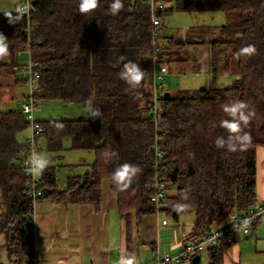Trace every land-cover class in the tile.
I'll return each instance as SVG.
<instances>
[{
  "label": "trees",
  "instance_id": "1",
  "mask_svg": "<svg viewBox=\"0 0 264 264\" xmlns=\"http://www.w3.org/2000/svg\"><path fill=\"white\" fill-rule=\"evenodd\" d=\"M150 1L122 0L115 16L107 11L112 0H98L92 13L80 12V0H30L29 15L0 14V34L8 43V54L0 56V90L22 83L14 67L17 54L30 48L42 75L39 100L80 105L92 115L100 109L92 120L42 122L44 131L36 143L49 163L40 174L45 192L40 200L99 209L101 184L108 180L122 217L151 215L156 213L154 179L160 176L170 185L161 212L177 220L194 215V241L226 224L233 213L246 214L258 204L257 149L264 147V0H156L170 3L163 17L222 16L212 24L200 22V17L187 29L164 24L157 61ZM248 45L255 53L239 55ZM129 61L146 73L136 90L118 76ZM159 66L168 73H209L233 80L228 87L164 90L157 126L151 107L153 72ZM235 101L253 112L242 125L248 140L235 151L218 149L216 138L228 136L220 122L230 119L221 106ZM28 132L30 123L19 105L0 108V237L17 264L34 255L28 177L16 167L30 154ZM157 151L163 155L159 169ZM125 163L140 171L121 188L111 181V173ZM59 169L66 173L65 186ZM227 247L222 242L211 249L210 264H222Z\"/></svg>",
  "mask_w": 264,
  "mask_h": 264
},
{
  "label": "crops",
  "instance_id": "2",
  "mask_svg": "<svg viewBox=\"0 0 264 264\" xmlns=\"http://www.w3.org/2000/svg\"><path fill=\"white\" fill-rule=\"evenodd\" d=\"M24 1L0 0V14L17 13ZM11 100L14 101L15 96ZM37 118L41 122L80 118L92 120L93 115L80 105L40 101ZM30 136L31 132H28ZM83 156L82 153L78 155ZM57 176L65 186L66 173L59 169ZM257 193L258 206L264 203L263 146L257 149ZM35 212L36 261L31 258L22 264H118L121 256L129 254L135 255L136 264H156L159 258L178 253L194 234V215L182 216L178 220L163 213L143 216L133 213L127 219L122 217L118 197L108 180L101 184L99 209L91 204L43 199L37 203ZM163 221L167 224L164 225ZM16 261L17 258L9 257L6 239L1 236L0 264H17ZM178 264H194V259ZM199 264H210L208 253L201 256ZM222 264H264V216L252 235L240 234L235 244L228 245Z\"/></svg>",
  "mask_w": 264,
  "mask_h": 264
},
{
  "label": "built area",
  "instance_id": "3",
  "mask_svg": "<svg viewBox=\"0 0 264 264\" xmlns=\"http://www.w3.org/2000/svg\"><path fill=\"white\" fill-rule=\"evenodd\" d=\"M153 18H152V33L154 37L153 53L155 60L157 61L158 53L162 51V26L164 24V18L162 12L165 11L170 3L151 0ZM30 0H25L19 6V13L29 15L30 13ZM24 55L28 56L25 64L16 63L14 70L19 75L20 79L27 88V93L24 96V100L21 103L20 112L25 116L26 120L30 123L31 136L29 143L31 145L29 156L22 162L16 165L17 168L23 169L25 175L28 177V196L32 202V212L28 215L29 222L31 224V234L35 238L36 231V205L40 199L45 197V192L42 189V181L39 175H33L28 169L31 165L28 163L32 154H39L40 147L36 143V136L41 134L44 129L42 122L37 118V114L40 110V101L37 98L38 93L41 91V71L38 64L32 59V51L28 48L24 52L17 54L18 58H22ZM168 74V69L165 66H159L154 69V103L151 107L152 115L155 123L159 126L162 122L163 110L159 104V98L164 94L165 76ZM158 161L156 168L159 169L160 160L163 157L160 151H157ZM155 193L152 196V202L156 207V214H161L162 209L165 206V198L167 197L170 185L163 181V178L157 176L154 179ZM151 188V186H150ZM264 216V203L258 205L255 209L249 211L246 214L239 215L233 213L228 222L221 227H212L208 234L200 239L190 241L187 245H182L181 250L176 254H167L163 258H159L156 264H178L182 261L193 260L197 257H201L207 254L211 249L217 247L220 243L225 242L228 245H233L237 241V237L240 234L245 236L252 235L256 228V225L260 219ZM166 225L167 221H163Z\"/></svg>",
  "mask_w": 264,
  "mask_h": 264
},
{
  "label": "clouds",
  "instance_id": "4",
  "mask_svg": "<svg viewBox=\"0 0 264 264\" xmlns=\"http://www.w3.org/2000/svg\"><path fill=\"white\" fill-rule=\"evenodd\" d=\"M98 7V0H80L79 10L81 13H92ZM123 7L122 0H112L107 11L112 15H117ZM256 49L252 45H248L240 50L239 55H252ZM8 54L7 38L0 34V56ZM123 59V57L121 58ZM146 73L140 66L132 61L123 65V68L118 73L119 78L126 83L129 89L136 90L141 87V82L145 79ZM90 103V101H88ZM222 111L230 117L223 119L220 126L227 133V139L223 136H218L215 140V146L218 149L227 148L228 151H235L237 146H242L247 140L248 135L243 131L242 125H246L252 117L253 112L248 111V106L243 101H235L225 103L222 106ZM94 116L100 115V109L97 108L93 113ZM116 155V153H112ZM28 163L31 167L28 169L33 175H39L48 165V160L40 154H32ZM140 169L136 165L123 164L117 167L111 173V181L121 188H127ZM118 264H136L135 255L121 256Z\"/></svg>",
  "mask_w": 264,
  "mask_h": 264
},
{
  "label": "rangeland",
  "instance_id": "5",
  "mask_svg": "<svg viewBox=\"0 0 264 264\" xmlns=\"http://www.w3.org/2000/svg\"><path fill=\"white\" fill-rule=\"evenodd\" d=\"M200 17H202L201 19L202 21L200 22L206 21V24H212L218 22L219 18L222 16L215 15L208 17V14H200V15L184 14L177 16V14H175L172 17H163V18H164V24L167 26L172 25L173 28L187 29L191 26V24H193V22L200 20L199 19ZM189 52L192 55V52L194 53V50L190 49ZM198 54L201 55L200 52H198ZM27 59L28 56L24 55L22 58L18 59V62L21 64H25ZM232 80L233 79L229 77L226 78V77L212 76L209 73L182 74L177 71H174L168 73L165 76L164 90L172 92L177 90H200L203 88L210 89L213 87H228L232 84ZM26 91L27 88L23 82L21 84H18L17 86H14V89L11 90L8 88H2L0 90V99L1 100L7 99V100L0 102V108L6 109L10 105H13L14 107L15 106L18 107V105L21 103V100L24 99L23 96H25L24 94L26 93ZM10 95H12V97L15 96L14 101L10 100L11 103H9ZM32 259L36 261L35 255L32 256Z\"/></svg>",
  "mask_w": 264,
  "mask_h": 264
},
{
  "label": "water",
  "instance_id": "6",
  "mask_svg": "<svg viewBox=\"0 0 264 264\" xmlns=\"http://www.w3.org/2000/svg\"><path fill=\"white\" fill-rule=\"evenodd\" d=\"M200 260H201V257L195 258L194 259V264H199Z\"/></svg>",
  "mask_w": 264,
  "mask_h": 264
}]
</instances>
